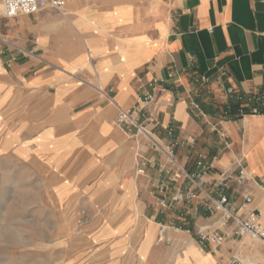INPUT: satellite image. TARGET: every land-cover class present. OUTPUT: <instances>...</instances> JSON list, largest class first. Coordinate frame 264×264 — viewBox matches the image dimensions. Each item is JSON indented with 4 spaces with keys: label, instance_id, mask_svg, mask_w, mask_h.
<instances>
[{
    "label": "crops",
    "instance_id": "obj_1",
    "mask_svg": "<svg viewBox=\"0 0 264 264\" xmlns=\"http://www.w3.org/2000/svg\"><path fill=\"white\" fill-rule=\"evenodd\" d=\"M120 109L171 146L173 162L122 130ZM6 155L38 171L54 203L80 191L92 219L106 222L96 246L104 264H228L237 239L214 246L198 232H230L208 196L241 168L223 192L238 214L258 210L264 223V0H64L61 10L15 17L0 9ZM200 158L208 168L185 178ZM245 194L252 202L242 206Z\"/></svg>",
    "mask_w": 264,
    "mask_h": 264
},
{
    "label": "rangeland",
    "instance_id": "obj_2",
    "mask_svg": "<svg viewBox=\"0 0 264 264\" xmlns=\"http://www.w3.org/2000/svg\"><path fill=\"white\" fill-rule=\"evenodd\" d=\"M12 159L0 156V264H104L96 246L97 230L106 222L92 219L95 211L79 203L80 191L70 203H54V190L41 174ZM228 225L233 232L234 224ZM232 236L237 241L231 258L243 263L255 250L264 255L259 241Z\"/></svg>",
    "mask_w": 264,
    "mask_h": 264
},
{
    "label": "built area",
    "instance_id": "obj_3",
    "mask_svg": "<svg viewBox=\"0 0 264 264\" xmlns=\"http://www.w3.org/2000/svg\"><path fill=\"white\" fill-rule=\"evenodd\" d=\"M64 5V0H0V7L2 13L6 17H15L18 15H28L34 14L41 10L44 7L50 6L52 8H56L61 10ZM153 99V95L151 93L144 94V101L149 102ZM194 110L203 114L202 110L199 106L192 102L191 103ZM251 113H256V108L250 109ZM240 114H243V110H239ZM115 122L118 126L124 129L130 136L139 135L143 136L144 138L148 139L154 147L159 148L162 150L166 156V158L173 162V151L171 146H165L162 148L159 144L152 138L151 132L152 129L148 127L146 124H140L136 121L133 111L123 110L120 109L116 116ZM134 129V132H132ZM199 171L197 173H186L184 172V177L194 181L195 178H199L202 174V171L206 170L208 166L200 158L196 162ZM245 175L244 169L241 168L239 170L238 177H226V176H219V180L217 182V187L219 188V192L217 196L210 197V208L214 210H218L222 213L224 219L226 221H231L234 224V231L233 232H217V231H206L200 230L198 232V237L201 242H207L211 245L217 246L221 244L226 238L236 235L238 237L247 236L251 240H257L260 244L264 247V223L261 221V213L258 210L248 209L244 216L238 214V209L233 207L230 203L229 197L223 192L224 189L227 187L228 183L236 180L241 182V179ZM197 186V182L195 183ZM181 197L180 194H175L172 199L174 201L178 200ZM252 202V197L248 194L243 196L242 206L249 205ZM165 228H160V235L163 236L165 233ZM228 264H244L238 258H231Z\"/></svg>",
    "mask_w": 264,
    "mask_h": 264
},
{
    "label": "bare ground",
    "instance_id": "obj_4",
    "mask_svg": "<svg viewBox=\"0 0 264 264\" xmlns=\"http://www.w3.org/2000/svg\"><path fill=\"white\" fill-rule=\"evenodd\" d=\"M243 263L244 264H264V255L255 250L253 254L251 256H248L247 260H245Z\"/></svg>",
    "mask_w": 264,
    "mask_h": 264
}]
</instances>
